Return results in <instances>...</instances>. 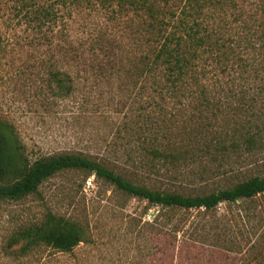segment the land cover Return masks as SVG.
I'll return each mask as SVG.
<instances>
[{
  "label": "rangeland",
  "instance_id": "1",
  "mask_svg": "<svg viewBox=\"0 0 264 264\" xmlns=\"http://www.w3.org/2000/svg\"><path fill=\"white\" fill-rule=\"evenodd\" d=\"M56 4V21L39 28L35 21L17 18L10 0H0V120L14 127L31 158L78 154L140 185L183 194L216 193L264 177V152L240 150L230 158L202 156L180 160L175 167L144 166L143 146L179 145L182 130L158 126L162 117L147 105L153 96L137 74V25L130 15L117 16L100 4L79 9ZM55 74L69 78L71 93L59 92ZM149 113L143 124L141 114ZM147 207L84 172L60 173L23 201H0V264H151L150 226L158 210ZM49 213L84 226L90 242L68 254L45 247L23 257L19 248L8 250L16 231ZM217 213L244 235L234 238L241 252L233 255L238 263L264 264V196L220 205ZM197 216L193 212L191 221ZM173 217L180 218L168 216ZM160 257L166 264L168 259Z\"/></svg>",
  "mask_w": 264,
  "mask_h": 264
},
{
  "label": "trees",
  "instance_id": "2",
  "mask_svg": "<svg viewBox=\"0 0 264 264\" xmlns=\"http://www.w3.org/2000/svg\"><path fill=\"white\" fill-rule=\"evenodd\" d=\"M10 1L17 18L35 21L39 28L56 21L55 3L72 9L100 4L117 16L130 15L140 34L137 74L153 96L147 105L162 117L158 126L182 130L179 145L143 146L144 166L175 167L180 160L202 156L218 160L240 150L252 155L264 152V0ZM66 77L54 75L64 95L72 91ZM147 115L139 118L143 124L151 113ZM66 171L84 172L145 202L148 210H158L150 226L153 242L147 257L153 259L151 264H162L159 256L174 264L176 254L178 264H239L233 256L241 254L235 250L234 238L244 235L234 231L225 217L218 218L217 209L264 196L260 176L216 193L183 194L140 185L78 154L33 159L14 127L0 120V201H23ZM193 212L199 216L191 221ZM211 240L219 246L209 244ZM89 242L84 226L49 213L41 222L16 231L7 248H19L27 257L45 247L68 254Z\"/></svg>",
  "mask_w": 264,
  "mask_h": 264
}]
</instances>
